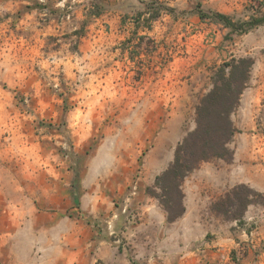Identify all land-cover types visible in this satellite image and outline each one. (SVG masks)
<instances>
[{"label": "rangeland", "instance_id": "rangeland-1", "mask_svg": "<svg viewBox=\"0 0 264 264\" xmlns=\"http://www.w3.org/2000/svg\"><path fill=\"white\" fill-rule=\"evenodd\" d=\"M198 7L264 14V0H0V264H264V25L233 35ZM242 57L232 159L191 172L168 222L147 189L212 69ZM237 188L244 210H213Z\"/></svg>", "mask_w": 264, "mask_h": 264}, {"label": "trees", "instance_id": "trees-1", "mask_svg": "<svg viewBox=\"0 0 264 264\" xmlns=\"http://www.w3.org/2000/svg\"><path fill=\"white\" fill-rule=\"evenodd\" d=\"M152 2L155 3V1ZM148 7L149 10L151 9L150 15L144 23L150 26L151 22L159 18L161 9H155L152 4ZM195 15L200 21L220 25L233 35L247 34L258 26L264 25L263 13L252 14L247 21H234L229 15L205 12L198 7ZM253 66L252 58L242 57L231 58L212 69L211 87L199 99L195 107L194 129L177 144L172 162L166 170L156 176L154 185L147 189L149 196L159 200L168 222H174L185 212L181 186L191 172L203 162L232 159L233 153L228 145L237 133V129L231 120V115L239 106L241 95L248 86ZM249 196L241 193L237 188L231 192L230 196H227L225 201L214 205L213 210L228 212L232 207L235 209L240 207L244 210L252 202ZM242 211L233 220L240 221Z\"/></svg>", "mask_w": 264, "mask_h": 264}, {"label": "crops", "instance_id": "crops-1", "mask_svg": "<svg viewBox=\"0 0 264 264\" xmlns=\"http://www.w3.org/2000/svg\"><path fill=\"white\" fill-rule=\"evenodd\" d=\"M115 1H119V0H115ZM112 20H113V19L110 18V20H107V22H110V21H112Z\"/></svg>", "mask_w": 264, "mask_h": 264}]
</instances>
